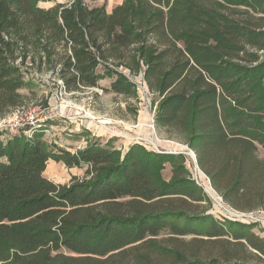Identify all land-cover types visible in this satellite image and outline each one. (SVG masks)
Returning a JSON list of instances; mask_svg holds the SVG:
<instances>
[{"label": "trees", "instance_id": "16d2710c", "mask_svg": "<svg viewBox=\"0 0 264 264\" xmlns=\"http://www.w3.org/2000/svg\"><path fill=\"white\" fill-rule=\"evenodd\" d=\"M38 1L0 0V118L23 106L33 77L77 93L115 75L101 90L129 97L122 72L141 75L155 124L184 140L222 202L264 210V0H123L110 13ZM4 135L0 264L264 263L253 223L210 214L187 169L160 180L169 155L138 143L122 152L99 136L76 149L42 131ZM49 161L83 176L50 180Z\"/></svg>", "mask_w": 264, "mask_h": 264}, {"label": "rangeland", "instance_id": "374dc122", "mask_svg": "<svg viewBox=\"0 0 264 264\" xmlns=\"http://www.w3.org/2000/svg\"><path fill=\"white\" fill-rule=\"evenodd\" d=\"M84 1L90 7L104 6L106 11L111 12L123 0ZM72 2L73 0H41L37 2L36 6L48 9L68 6ZM120 70L123 71L122 69ZM98 71L104 72L101 67H99ZM122 74L129 83L134 85L133 89L135 92L132 96L103 93L101 89L109 87L110 83L115 80V75L105 76V79L100 82V92L85 90L78 93H66L65 95L59 90L56 80L52 79L50 74H43L37 80L36 77L29 76L30 79L33 77L34 80L28 89L21 91L24 97L23 106L34 105L46 109L52 105L56 111L66 116L65 118H54L45 125L44 129L49 133H44V139L49 145L54 147L81 149L88 140L94 137L88 128L80 127L77 130V126L75 128L74 124L71 123H78L79 121L80 123L87 122L90 127H95L96 131L99 130L100 133L109 135L107 140L99 136L102 145L113 138L112 145L115 149L122 147L120 140H123L138 143L157 154L171 156L170 161L160 164V180L169 181L172 177V169L179 165L183 166L213 202L209 213L216 217L225 216L231 218V209L222 202L210 186L208 178L198 168V165L196 166L195 153L185 144L184 140L170 136L167 129L160 128L155 124V114L158 105L155 98L156 94L149 90L144 81H142L141 75L130 77L127 71H123ZM9 115L0 118V140L6 138L4 135L6 130L4 128L8 127V125L2 122ZM67 117H72L74 120L66 119ZM116 139L120 140L117 141ZM75 140L79 144L73 146ZM259 156L262 157L261 150H259ZM73 175L81 177L83 176V171L74 168L66 170V168L56 162L50 163V166H47L45 171V177L63 184L68 183ZM248 221L249 219H245L237 222L251 223ZM262 221H255L253 225L255 226V233L264 240V222Z\"/></svg>", "mask_w": 264, "mask_h": 264}, {"label": "built area", "instance_id": "2783aa9c", "mask_svg": "<svg viewBox=\"0 0 264 264\" xmlns=\"http://www.w3.org/2000/svg\"><path fill=\"white\" fill-rule=\"evenodd\" d=\"M121 69V68H120ZM56 80V79H55ZM59 90L66 94L63 82L59 79L56 80ZM94 92H100L99 88L89 89ZM78 93V92H77ZM66 116L56 111L55 107L50 105L46 109L39 108L37 106H22L12 112L9 117L3 120L2 123H6L8 127L4 128L6 132L11 136L24 135L26 137H32V135L38 131L49 133L46 131L45 125L54 118H65ZM66 119L74 120L72 117ZM4 127V126H3ZM79 149V148H78ZM228 207V206H227ZM229 208V207H228ZM224 209H226L224 207ZM230 209V208H229ZM231 218L235 221L249 219L248 222L255 223V221L264 222V210H258L251 213H241L231 209Z\"/></svg>", "mask_w": 264, "mask_h": 264}, {"label": "crops", "instance_id": "0c3cea01", "mask_svg": "<svg viewBox=\"0 0 264 264\" xmlns=\"http://www.w3.org/2000/svg\"><path fill=\"white\" fill-rule=\"evenodd\" d=\"M107 13H110V11H107ZM72 124H74V127L76 128V126H77V130L80 128V127H83V128H88V130L89 131H91L92 133H93V136H100V137H104L106 140L109 138V135H104V133H100V131L98 130V131H96L97 129L95 128V127H90L89 126V123H87V122H84V123H80L79 121H78V123L77 122H71ZM89 126V127H88ZM117 141H119L120 139H116ZM120 142H121V144H122V147L121 148H118V150H120V151H126L127 149H128V147L132 144L130 141H123V140H120ZM79 144V142L77 141V140H75L74 141V144H73V146H76V145H78ZM78 147V146H77ZM55 163L54 161H49L48 162V165L47 166H50V163ZM60 165H62V167H64V168H66L63 164H61V163H59ZM66 170H72V168L71 169H67L66 168Z\"/></svg>", "mask_w": 264, "mask_h": 264}, {"label": "water", "instance_id": "95a60500", "mask_svg": "<svg viewBox=\"0 0 264 264\" xmlns=\"http://www.w3.org/2000/svg\"><path fill=\"white\" fill-rule=\"evenodd\" d=\"M196 166H197V164H196Z\"/></svg>", "mask_w": 264, "mask_h": 264}]
</instances>
